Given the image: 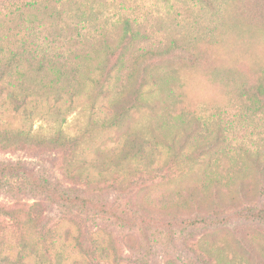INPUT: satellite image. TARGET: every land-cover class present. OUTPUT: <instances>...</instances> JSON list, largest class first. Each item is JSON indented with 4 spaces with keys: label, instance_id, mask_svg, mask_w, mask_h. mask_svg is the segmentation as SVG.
<instances>
[{
    "label": "rangeland",
    "instance_id": "1",
    "mask_svg": "<svg viewBox=\"0 0 264 264\" xmlns=\"http://www.w3.org/2000/svg\"><path fill=\"white\" fill-rule=\"evenodd\" d=\"M0 73V264H264V0H0Z\"/></svg>",
    "mask_w": 264,
    "mask_h": 264
},
{
    "label": "trees",
    "instance_id": "2",
    "mask_svg": "<svg viewBox=\"0 0 264 264\" xmlns=\"http://www.w3.org/2000/svg\"><path fill=\"white\" fill-rule=\"evenodd\" d=\"M130 29L131 28L126 27V29L123 32V41L121 43V50L122 51L126 50L130 46V43H131L132 39H134V37H133L134 36V34H133L134 32L132 30H130ZM180 50H178V51H180ZM145 55L147 57L151 58V59L159 56V54L155 55V53H151V52L147 51V52H144L143 59L147 58ZM116 60H118V59H116ZM121 60H122V57L120 56L119 57V62L120 63H121ZM103 65L105 67V63ZM101 69H103V67L100 68V70ZM115 70H118L117 67L112 66V68H109L106 71V73H105L106 75H105V77L103 79V84L101 85V87L102 86L104 87V83H106V84L110 83V81L115 77V75H114V71ZM144 73H146V72H144ZM130 76H132V74H130ZM0 77H1V75H0ZM144 82H145V79L143 77L142 80H141V83L139 84V87H138L137 91H135V92L129 90V91H126V94H124L123 91L122 92L118 91L119 93H118V96H117V100H115L113 102L114 106L112 105L113 106L112 109H113V113H114V115H112L113 119H116L118 117V114H117L118 110L116 108L117 105H120L121 101H124L128 94H132L134 102L141 101L142 93L140 91H141V89H142V87L144 85ZM122 107H123L122 108L123 114L121 116V120L119 122H116L117 123L116 124L117 128H121L122 126H124L127 123V121L131 118V116L133 115V113L135 111L134 110V108H135L134 105H125V106H122ZM114 125H115V123H114ZM58 139L59 140H63L65 138L62 135H59ZM19 171L20 172L22 171V169L20 168L19 165H9V164L7 165V164L0 163V175H4L5 176V174L18 173ZM43 185L47 186L48 185L47 181H43ZM60 193L62 195L61 196L62 201H64V203L68 207H74V208H78V209H85L89 205V200H87V198L80 197L75 192H74L75 195L71 194V193H68V191H64V190H61ZM36 207H38L37 204H32L31 206H29V208L32 211L38 212L37 210H35ZM10 209H11L10 206L9 207L0 206V216L1 215H8ZM250 217L259 219V218L264 217V214H263V212L261 210H259V211H256V213H252Z\"/></svg>",
    "mask_w": 264,
    "mask_h": 264
}]
</instances>
